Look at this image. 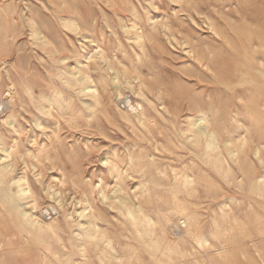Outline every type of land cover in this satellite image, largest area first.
I'll return each mask as SVG.
<instances>
[{
	"label": "rangeland",
	"instance_id": "1",
	"mask_svg": "<svg viewBox=\"0 0 264 264\" xmlns=\"http://www.w3.org/2000/svg\"><path fill=\"white\" fill-rule=\"evenodd\" d=\"M183 1L0 0V264H264V0H212L225 9L195 39L209 69L178 45ZM202 112L217 151L182 134ZM18 178L51 229L11 211Z\"/></svg>",
	"mask_w": 264,
	"mask_h": 264
},
{
	"label": "bare ground",
	"instance_id": "2",
	"mask_svg": "<svg viewBox=\"0 0 264 264\" xmlns=\"http://www.w3.org/2000/svg\"><path fill=\"white\" fill-rule=\"evenodd\" d=\"M196 1V5L195 6H190V2H186L185 0L183 1L184 4L179 7L178 11L176 12L175 16V22L178 23V45L183 48L184 50L188 49L189 51H187V55L189 57V59L195 61L196 65L199 64L202 68L204 69H209V66L211 65V62L209 60L206 59L205 57V53L203 52H199V50H196V45H195V39H196V34L198 33H203L202 28H200L199 26V22H200V18L201 16H206V20H211V16H210V10L213 8H215L216 10H219L221 12H223V8L219 7L218 5H215L214 3H212V0H193ZM170 2V1H169ZM199 2H204L205 4L202 5L201 7L199 5H197ZM220 2V1H219ZM145 3V2H144ZM138 4V3H137ZM136 4V5H137ZM235 4V3H234ZM150 5V9L155 8V6H153V2L151 1V3L149 2ZM172 5V4H171ZM138 6V5H137ZM200 8H198V7ZM148 7V6H147ZM232 7V6H231ZM175 8V7H174ZM95 9V8H94ZM97 10V9H96ZM148 12V11H147ZM146 12V13H147ZM151 10L147 13L149 16L151 15ZM130 13V12H129ZM133 17L140 19V15L136 10H133ZM241 16V14L239 15ZM206 20L204 21V23L206 22ZM148 22L150 24L151 27V33L152 34H160L164 32V36L169 40V42L172 44L171 40H176L177 37V33H173L171 32V28H169L168 23L165 25H158V22L155 20V18H151L148 17ZM83 24V23H82ZM74 25L70 23L69 27H73ZM94 26V25H93ZM214 25L210 24L209 25V29H212L213 32L220 37V34L213 29ZM104 29V28H103ZM239 32V31H238ZM237 33V32H236ZM250 33V32H247ZM248 35V34H247ZM241 36V35H239ZM89 37V36H88ZM143 34L139 33L136 35V42L137 44H140L143 48H144V43H143ZM81 40V39H80ZM97 40V39H96ZM102 41V40H101ZM177 41V40H176ZM84 44V43H83ZM71 48V47H70ZM86 49V48H85ZM94 51H96V49H94ZM83 52V50L81 51ZM101 54V53H100ZM81 58V56H80ZM84 58V57H83ZM179 66V65H178ZM258 72L264 76V72H262L261 70H258ZM101 74V72H100ZM225 78V77H224ZM110 81V80H109ZM86 82L85 79H82V83ZM209 84V83H207ZM239 87V86H238ZM194 88V87H193ZM223 88V87H222ZM31 89V88H30ZM28 90V89H27ZM91 91L90 88H86L85 91ZM226 90V89H225ZM26 91V90H25ZM197 91V90H196ZM35 92V91H34ZM54 93V92H53ZM56 93V92H55ZM85 93V92H84ZM83 93V94H84ZM30 94V93H29ZM58 94V93H57ZM56 94V95H57ZM28 95V93H27ZM14 96V95H13ZM30 96V95H29ZM35 96V95H34ZM39 97V96H38ZM61 97V96H60ZM41 99V98H40ZM128 101V100H127ZM140 101V100H139ZM63 102V101H62ZM126 102V101H125ZM18 103V102H17ZM65 103V102H64ZM81 103V102H80ZM129 105L127 107H129V110H133V111H137L138 109V113L139 110H142V106L140 104L136 106L132 105L130 102H127ZM216 103V102H215ZM34 104V103H33ZM45 104V102L43 103ZM66 104V103H65ZM261 106L264 107V101L263 103L260 102ZM55 105V104H54ZM56 106V105H55ZM83 106V105H82ZM84 108V107H83ZM125 108V107H124ZM192 108H190L191 110ZM235 110V108H234ZM37 111V110H36ZM45 111V110H43ZM40 112V111H39ZM236 112V111H235ZM260 111H257L255 113V116L257 118L258 123H263L264 122V117L259 113ZM113 113V112H112ZM209 113H213V112H209ZM40 114V113H39ZM42 114V113H41ZM210 114V115H211ZM233 114V113H232ZM16 115V114H15ZM50 115V114H49ZM36 116V115H35ZM209 114L207 115V113L204 114V112L201 113V116L198 118H193L190 120L189 124H188V129L184 132H182V134H186V133H190L192 134V136L194 137L193 140L194 142H198L200 140H205V144H206V150H209L210 152H214L220 149L219 144L217 142V139L215 137V134L213 132L210 131L208 125H209V120L208 117ZM3 117V116H2ZM38 117V116H37ZM235 117V116H234ZM16 118V117H15ZM60 118V116H59ZM65 118V117H64ZM7 120V119H6ZM211 120V119H210ZM19 122V121H18ZM9 123V125H11L12 122H7ZM50 123V122H49ZM47 124V123H46ZM153 124V123H152ZM41 128V127H40ZM9 129V128H8ZM5 130V129H3ZM14 133V132H13ZM15 135V134H14ZM39 137V136H38ZM30 138V137H29ZM192 138V137H191ZM49 139V138H48ZM57 139V138H56ZM88 139V138H87ZM86 139V140H87ZM38 142V141H37ZM33 144V142H32ZM44 144V143H43ZM255 146V145H254ZM121 147V146H120ZM14 148V146H13ZM16 149V148H15ZM121 149V148H120ZM37 150V149H36ZM39 151V150H38ZM257 151V150H256ZM1 153L3 154L4 157H0V169L4 170V169H8L9 166L4 165V161H6V159L8 158L9 152L8 150L5 149H1ZM106 154V153H105ZM255 156L258 157V153L254 152ZM235 153H232V157H234ZM35 156V155H34ZM33 157V156H30ZM250 157V156H249ZM253 157V156H252ZM154 158V157H153ZM135 161V160H134ZM259 163H262V160L259 159L258 160ZM127 162V161H126ZM223 160L221 158V156H219V160L217 163H222ZM108 164V163H107ZM115 164V163H114ZM229 166V165H228ZM112 167V166H111ZM99 171V170H98ZM108 171V170H107ZM102 175V174H101ZM110 178V177H109ZM159 178V176H158ZM186 178V182L188 181ZM259 181V182H258ZM26 181L18 178V179H14L11 182L10 185V190H6L5 191V199L6 201L9 203L11 211L15 214H17L18 217H20V219L26 223L27 225H30L32 227H35L37 230L39 231H43L44 229H46V227L48 229H51V226H45L43 223L39 222L36 220V218L33 216L32 213L27 212L23 209V205L21 204L22 202H26L29 199H31L30 195V190L28 187L24 186V183ZM175 182V181H174ZM258 183H261L262 185H264V176L261 175L258 179H257ZM146 185V184H145ZM99 186V185H97ZM97 188V187H96ZM150 189V188H149ZM151 190V189H150ZM45 197V196H44ZM50 197L52 199L55 198L54 194H51ZM153 197V196H152ZM154 199V198H153ZM238 199V198H237ZM224 202V201H223ZM57 203L58 205L60 204V200L57 199ZM239 203V202H238ZM219 209V208H218ZM121 210V209H120ZM157 210V209H156ZM53 211H55L56 213L58 212L56 209H53ZM220 213V212H219ZM79 218L80 219H85L88 218L86 210L80 212L79 214ZM113 215V214H112ZM128 215H130L133 219L136 220L135 218V213L132 210H128ZM49 219V218H48ZM69 215H66L64 218V221L67 225H69ZM78 220V219H77ZM150 222V221H149ZM184 222H182L183 224ZM95 229V225L94 222L92 220L87 221L86 223H82L79 222L78 223V228H77V234L74 235V239L78 242L82 241L81 240V235L82 233H87L89 234L92 230ZM142 232V231H141ZM180 234H178L179 236ZM180 237V236H179ZM177 238V237H176ZM225 238V237H224ZM159 240V239H158ZM201 240V239H200ZM152 241V240H151ZM163 241V240H162ZM160 244V243H159ZM144 246V245H143ZM162 246V245H161ZM170 247H172V244L169 245ZM162 248V247H161ZM196 251V250H195ZM226 251V250H225ZM164 255V254H163ZM54 258L56 257V259L60 262V264H68V261H65V258H61L59 256V254H55L53 255ZM221 256V255H220ZM229 256V255H228ZM131 262V261H130Z\"/></svg>",
	"mask_w": 264,
	"mask_h": 264
}]
</instances>
